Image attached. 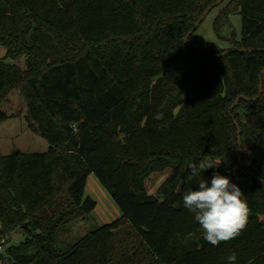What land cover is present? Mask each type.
Segmentation results:
<instances>
[{"label":"trees","instance_id":"16d2710c","mask_svg":"<svg viewBox=\"0 0 264 264\" xmlns=\"http://www.w3.org/2000/svg\"><path fill=\"white\" fill-rule=\"evenodd\" d=\"M215 1L0 0V121L19 89L29 126L50 143L44 152L0 154V238L26 233L7 241L1 262L228 264L235 251V264H264V51L200 54L264 48V0L215 6L222 39L230 14L241 15L229 47L186 42ZM20 55L26 68L7 61ZM240 95L257 98L231 108ZM161 111L164 119H154ZM206 157L220 164L188 180L187 166ZM164 171L150 193L147 179ZM214 172L238 185L250 208L242 235L218 246L182 199ZM92 173L121 215L62 247L61 233L98 205L86 191Z\"/></svg>","mask_w":264,"mask_h":264},{"label":"rangeland","instance_id":"374dc122","mask_svg":"<svg viewBox=\"0 0 264 264\" xmlns=\"http://www.w3.org/2000/svg\"><path fill=\"white\" fill-rule=\"evenodd\" d=\"M220 12V7H214L204 18L197 30L190 38L192 44L200 41H215L221 46L229 47L230 42L226 40L229 35L234 34L237 38L241 36V15L239 12L230 14L229 21L223 29L224 38L218 37L214 30V20ZM6 48L0 46V58L6 54ZM7 61L16 63L22 68L28 65L27 56L20 55L15 59H7ZM2 109L9 116L0 121V154H10L15 150L22 152H44L47 151L50 143L41 134L34 131L29 126L27 114V101L21 95L19 89L10 92L9 98L2 104ZM168 172H155L147 179V189L150 193L157 194L158 187L167 176ZM86 191L88 194L97 199L98 205L93 210L91 217L74 221L70 228L61 233L62 247H66L69 242L76 240L79 236L85 234L93 227L113 221L120 217L121 210L112 198L108 190L102 185L95 173L89 175ZM26 233L22 230H15L10 235L0 238L4 248L6 243L17 244L24 240ZM0 264H4L0 261Z\"/></svg>","mask_w":264,"mask_h":264},{"label":"clouds","instance_id":"9594fccd","mask_svg":"<svg viewBox=\"0 0 264 264\" xmlns=\"http://www.w3.org/2000/svg\"><path fill=\"white\" fill-rule=\"evenodd\" d=\"M154 119H164V113L157 112ZM220 163L207 157L187 166L188 180L200 176L207 169H215ZM198 189L191 187L183 193V206L193 213L194 219L203 231V238L213 246L229 242L242 235L246 229L250 208L247 197L241 188L232 183L229 177L214 172L210 182L203 177L198 182ZM238 254L233 251L228 257V264H235Z\"/></svg>","mask_w":264,"mask_h":264},{"label":"water","instance_id":"95a60500","mask_svg":"<svg viewBox=\"0 0 264 264\" xmlns=\"http://www.w3.org/2000/svg\"><path fill=\"white\" fill-rule=\"evenodd\" d=\"M224 0H217L213 3H211L207 8L206 10L203 12V14L200 16V18L198 19V21L196 22L195 24V27L188 32L185 40L186 42L189 41L190 39V36L192 35V33L194 32V30L201 24V22L204 20V18L206 17V15L217 5L221 4ZM231 51H241V52H247V53H250V52H255V51H264V48H233L231 50H226L222 53H219V54H206L204 52H200V54L202 55H211L213 57H221V56H226L228 55ZM263 81H264V77H261L260 79V92L258 94L257 97H259L263 91ZM257 97H247V96H244V95H240L235 103L231 106V108H233L236 104H238V102L240 101L241 98H245L246 100H252V99H256ZM235 124L237 126V129H238V140H239V162H240V165L242 167V162H243V158H242V152H243V144H242V137H241V127L238 123L237 120H235ZM19 150H15L14 152H18Z\"/></svg>","mask_w":264,"mask_h":264},{"label":"built area","instance_id":"2783aa9c","mask_svg":"<svg viewBox=\"0 0 264 264\" xmlns=\"http://www.w3.org/2000/svg\"><path fill=\"white\" fill-rule=\"evenodd\" d=\"M4 243L3 242H0V253L3 251V249H4V245H3Z\"/></svg>","mask_w":264,"mask_h":264},{"label":"crops","instance_id":"0c3cea01","mask_svg":"<svg viewBox=\"0 0 264 264\" xmlns=\"http://www.w3.org/2000/svg\"><path fill=\"white\" fill-rule=\"evenodd\" d=\"M89 178V177H88Z\"/></svg>","mask_w":264,"mask_h":264}]
</instances>
